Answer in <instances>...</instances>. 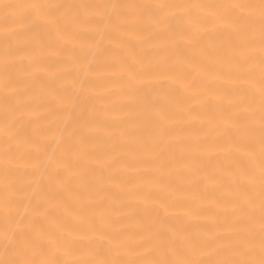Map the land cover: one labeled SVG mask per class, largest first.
Segmentation results:
<instances>
[{"label": "bare ground", "instance_id": "bare-ground-1", "mask_svg": "<svg viewBox=\"0 0 264 264\" xmlns=\"http://www.w3.org/2000/svg\"><path fill=\"white\" fill-rule=\"evenodd\" d=\"M0 264H264V0H0Z\"/></svg>", "mask_w": 264, "mask_h": 264}]
</instances>
